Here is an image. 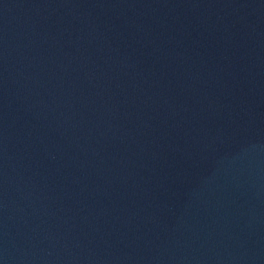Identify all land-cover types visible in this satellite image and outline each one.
<instances>
[{"label":"water","instance_id":"95a60500","mask_svg":"<svg viewBox=\"0 0 264 264\" xmlns=\"http://www.w3.org/2000/svg\"><path fill=\"white\" fill-rule=\"evenodd\" d=\"M0 264H264V0H0Z\"/></svg>","mask_w":264,"mask_h":264}]
</instances>
